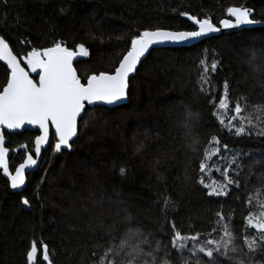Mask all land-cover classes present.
Masks as SVG:
<instances>
[{
  "label": "trees",
  "instance_id": "trees-1",
  "mask_svg": "<svg viewBox=\"0 0 264 264\" xmlns=\"http://www.w3.org/2000/svg\"><path fill=\"white\" fill-rule=\"evenodd\" d=\"M231 6L250 8L255 26L191 46L154 49L130 80L128 103L115 108L87 107L71 149L55 153L52 138L40 167L28 175L24 191L14 193L0 170V264H26L32 241L40 250L37 264H47L42 261L43 243L48 245L53 264H99L106 242L112 236L119 238L129 223L168 244L170 222H174L183 234H201L202 242L223 234L220 231L208 237L216 227L218 211L225 217L233 216L232 229L238 236L249 211L254 216L264 212V137L255 131L251 137L221 136V143L238 153L237 163L243 168L241 184L248 182L241 199L251 194L252 205L241 204L236 190L226 197H209L207 189L197 182L202 150L218 131L210 97L201 92V76L211 81L213 96H222L227 82L230 110L240 97L248 109L245 115L256 106L264 107V0L0 3V34L19 57L57 41L73 51L84 44L89 55L74 60L82 82L93 74L114 72L138 31L196 29L181 12L219 24L229 17L227 8ZM213 62L217 65L214 72ZM8 72L0 61V90ZM33 76L38 78V74ZM0 131L9 149L10 171L14 172L24 159L21 145L32 151L39 132ZM227 155L230 160L232 153ZM212 163L215 158L205 182H223ZM220 166H227V161ZM121 167L126 169L124 175L119 173ZM25 198L27 206L22 203ZM166 198L170 199L167 208ZM239 258L245 264H264L261 251L224 264H238ZM171 262L183 264L175 254Z\"/></svg>",
  "mask_w": 264,
  "mask_h": 264
},
{
  "label": "snow or ice",
  "instance_id": "snow-or-ice-1",
  "mask_svg": "<svg viewBox=\"0 0 264 264\" xmlns=\"http://www.w3.org/2000/svg\"><path fill=\"white\" fill-rule=\"evenodd\" d=\"M0 3L7 4V0H0ZM180 15L186 16L194 26H197L196 30L138 31L130 39V47L114 72L90 75L86 82L81 81L73 67L74 57L89 55V50L84 44L77 45V51H73L65 42L57 41L51 47L32 48L18 58L5 37L0 36V61H3L10 70L6 84L0 90V126L9 130L21 129L24 125L37 127L40 134L33 141L34 154L37 158L42 148L49 144L50 136L54 138L55 153H60L64 149L70 150V142L78 134V117H81L85 105H93L96 102L114 104L126 99L129 75L136 71L141 58L153 45L183 43L220 31L209 18L198 19L186 12H181ZM227 15L234 18V22L233 19L221 20L220 25L225 29L253 23L250 19V10L246 7H228ZM21 61L32 73L38 74V82L31 78L29 72L21 65ZM200 63L207 74L206 62L202 60ZM216 67V63L213 62L211 64L213 72ZM201 81L203 82L201 92L210 97L209 102L214 109L212 115L216 119L218 131L217 135L211 136L207 146L202 150V158L199 161L200 176L197 182L207 189L206 194L209 197H226L231 191L236 190L239 193L236 199L241 204L250 206L253 203L251 194L247 195L246 199H241L248 182L241 184L243 168L237 163L238 153L232 152L227 143L222 144L221 136L251 137L255 131L257 136L264 137V107L256 106L249 115H245L248 109L244 98L240 97L230 110L227 82L224 84L223 95L213 96L211 81L207 76L202 75ZM205 84L209 85L207 89L204 87ZM188 115L191 116V113ZM21 148L25 149L24 159L15 167L13 174L8 162L9 149L5 146L3 131H0V170L10 180L12 189L21 188L25 184L26 170L37 164L33 152L27 150L28 146L21 145ZM230 152L232 155L229 160L227 154ZM213 158L215 163H212L211 167L214 172L220 173L223 182L215 179L211 183L205 182ZM222 161H227V166L221 167ZM125 172V168L119 169L121 175ZM22 203L27 206L29 200L25 198ZM169 203L170 199L166 198L164 207L167 208ZM216 217L214 221L216 227L208 233V237H213L220 231L223 234L219 235V238H206L202 242L201 234H183L176 230L174 222H170L172 235L168 244L129 223L119 238L112 236L106 242L107 246L99 258V264H172V254L177 255L183 264H224L225 261H234L238 257H249L258 251L264 252V212L254 216L249 211L244 217L246 223L241 222L242 232L239 236L232 229L231 214L225 217L222 211H218ZM161 234L167 235L163 232ZM40 247L42 261L53 264L48 245L43 243ZM92 255L95 256L96 253L93 252ZM38 260V244L32 241L26 252V264H37ZM238 264H245L244 259L239 258Z\"/></svg>",
  "mask_w": 264,
  "mask_h": 264
},
{
  "label": "water",
  "instance_id": "water-1",
  "mask_svg": "<svg viewBox=\"0 0 264 264\" xmlns=\"http://www.w3.org/2000/svg\"><path fill=\"white\" fill-rule=\"evenodd\" d=\"M241 7H246V8H248L247 6H241ZM248 9L250 10V8H248ZM250 13H251V15H250V19L253 21V23H251V24L240 25V26H238V27H236V28L225 29V28L222 27V25H220V23H219V24H215V23H213V22L211 21L216 27L220 28V31H219V32L210 33V34H207V35L204 36V37H200V38H198V39L190 40V41L183 42V43H171V42H168V43H164V44L153 45V46L149 49V51L145 54V56L141 58L140 62H139L138 65H137V69H136V71H135L134 73H131V74L129 75V81H128V83H129V87H128V92H127V97H126V99H124V100H122V101H118V102H116V103H114V104H106V103H104V102H96V103L93 104V105H87V104H86V105H85V110L82 112L81 117H78V132H79V123H80V120H81V118L84 116L87 107L105 106V107H108V108H115V107H117V106L124 105V104L128 103V101H129V90H130V80H131V78L136 74V72H137V70L139 69L141 63H142V62H143V61L149 56V54H150L154 49H156V48H165V47H184V46H191V45H194V44L200 43L201 41H203V40H205V39H207V38L213 37V36H218V35H221V34H224V33H230V32H234V31H240V30H243V29L251 28V27L255 26L256 23H255L254 19L252 18V11H251V10H250ZM224 19H233V22H234V18H231V17L224 18ZM196 27H197V26H196ZM159 29H161V30H169V31H177V30H172V29H163V28H159ZM155 30H156V29H155ZM194 30H196V29H194ZM180 31H187V30H180ZM190 31H192V30H190ZM0 36H2V35L0 34ZM8 43H9V42H8ZM9 45H10V43H9ZM10 47H11V45H10ZM11 49H12V47H11ZM12 51H13V53H14L15 55H17V54L14 52L13 49H12ZM17 57L20 58L18 55H17ZM74 60H75V58H74ZM74 60H73V67H74V69L76 70L77 75H78V71H77V69H76V67H75V65H74ZM2 62H3V61H2ZM3 63H4V62H3ZM4 64H5V63H4ZM5 65H6V64H5ZM21 65H22L23 67H25V70H26V71L29 72L31 78H32L34 81L38 82V80H39V76H38V78L36 79V78L33 76V74L30 72V70L27 68V66L23 63V61H21ZM0 130H5V131L10 132V133H21V132H23V131H25V130H32V131H38V132H39V129H38L37 127H35V126H31V125H24L23 128H21V129H17V130H9V129H6V128H3L2 126H0ZM39 134H40V132H39ZM39 134H38V135H39ZM77 135H78V134H77ZM75 138H76V137H74L73 140H74ZM73 140H72V141H73ZM72 141H71V142H72ZM71 142H70V143H71ZM51 143H52V137L50 136V142H49V144L46 145V146H44V147L42 148V150H41V154H40V156H39L38 158L35 157V154H34V148H33L32 152H33L34 158L37 159V164L26 170L25 184H24L21 188H18V189H12V188H11V190H12L14 193H20V192H22V191H24V190L26 189V187H27V185H28V175H29L30 173H32V172H35V171L40 167L41 161H42V159H43V153H44V151H45L47 148L50 147ZM13 174H14V172H13ZM9 183H10V180H9ZM10 187H11V185H10ZM38 256H39V258H40V250H39V249H38Z\"/></svg>",
  "mask_w": 264,
  "mask_h": 264
},
{
  "label": "rangeland",
  "instance_id": "rangeland-1",
  "mask_svg": "<svg viewBox=\"0 0 264 264\" xmlns=\"http://www.w3.org/2000/svg\"><path fill=\"white\" fill-rule=\"evenodd\" d=\"M78 57H80L79 55H77L76 57H74V58H78ZM30 70V69H29ZM39 71V70H38ZM31 72V71H30ZM32 73V72H31ZM32 74H37V73H32Z\"/></svg>",
  "mask_w": 264,
  "mask_h": 264
},
{
  "label": "bare ground",
  "instance_id": "bare-ground-1",
  "mask_svg": "<svg viewBox=\"0 0 264 264\" xmlns=\"http://www.w3.org/2000/svg\"><path fill=\"white\" fill-rule=\"evenodd\" d=\"M105 107V106H104Z\"/></svg>",
  "mask_w": 264,
  "mask_h": 264
}]
</instances>
